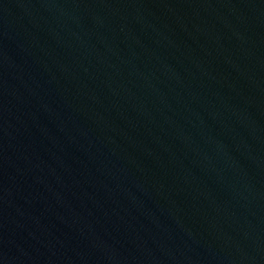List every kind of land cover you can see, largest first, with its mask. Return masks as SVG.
Returning <instances> with one entry per match:
<instances>
[{
	"label": "water",
	"instance_id": "water-1",
	"mask_svg": "<svg viewBox=\"0 0 264 264\" xmlns=\"http://www.w3.org/2000/svg\"><path fill=\"white\" fill-rule=\"evenodd\" d=\"M0 264H264V0H0Z\"/></svg>",
	"mask_w": 264,
	"mask_h": 264
}]
</instances>
